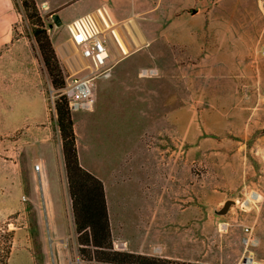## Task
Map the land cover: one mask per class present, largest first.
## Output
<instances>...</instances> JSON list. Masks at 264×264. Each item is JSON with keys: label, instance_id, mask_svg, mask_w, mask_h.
Masks as SVG:
<instances>
[{"label": "rangeland", "instance_id": "rangeland-1", "mask_svg": "<svg viewBox=\"0 0 264 264\" xmlns=\"http://www.w3.org/2000/svg\"><path fill=\"white\" fill-rule=\"evenodd\" d=\"M34 1L68 75L75 50L63 15L73 7ZM205 2L198 15L188 9L175 18L170 32L144 34L147 44L116 54L109 47L111 75L95 79L91 110L70 113L83 160L105 182L112 240L126 244L118 251L264 264V0ZM27 14L21 0H0V184L7 166L11 185L20 174L22 188L19 209L0 216V254L4 232L12 231L7 264H102L78 252L69 199L65 237L55 241L40 194L30 188L28 162L32 170L37 165L22 146L40 116L56 138L52 101L59 90ZM142 68L157 74L141 77ZM7 146L20 154L2 152ZM226 200L234 203L219 214ZM2 205L0 197V214Z\"/></svg>", "mask_w": 264, "mask_h": 264}, {"label": "crops", "instance_id": "crops-1", "mask_svg": "<svg viewBox=\"0 0 264 264\" xmlns=\"http://www.w3.org/2000/svg\"><path fill=\"white\" fill-rule=\"evenodd\" d=\"M4 1V0H3ZM67 1L68 7H73L71 13L68 11L64 13L63 17L72 20L86 14L100 13L103 17L106 26L104 27L109 47L114 48L116 54L119 50L126 52V48L139 47L141 44H147L149 39L144 35L150 32H170L175 27L178 16L181 17L188 14L189 9L191 16L198 15L201 6L206 4V0H64ZM203 5H200L202 4ZM56 9L60 7L59 3L55 4ZM75 6H78L77 8ZM64 9V8H63ZM62 9L58 11L61 12ZM179 14V15H178ZM162 17L159 23L154 22V19ZM67 23V24H68ZM153 23H156L153 25ZM157 29H156V28ZM159 27V28H158ZM124 36V37H122ZM117 47V48H115ZM55 53L57 54V50ZM58 57V56H57ZM115 55L111 56L114 58ZM40 97L41 95L38 94ZM42 98V96H41ZM43 99V98H42ZM44 101V100H43ZM73 119V118H72ZM39 125L32 131L33 138L30 143L24 144L22 150L25 158L28 161L34 160L37 169L32 170V165L28 162L27 175L30 180V188L35 193L36 190L40 194L43 218L48 223L53 235L54 240H62L65 233L62 230L63 219H67L65 208L70 213L71 226L75 233L73 222V215L71 210V202L66 205L63 200L67 197L70 201L67 180L64 172V161L61 147V139L57 127L56 138L52 136V131L44 122V117L40 116L37 119ZM74 123V121H73ZM75 125V124H74ZM57 126V125H56ZM75 131V127H74ZM75 134L77 135L76 131ZM77 138V137H76ZM76 147L78 158L81 166L88 170L90 173L99 178L104 187V194L106 199L108 219L110 224V211L107 200V190L105 182L101 175L97 173L91 166L90 161H84L80 152L79 144L76 139ZM2 152L7 155L20 154V147L17 150H10L7 146ZM15 157V156H14ZM10 161L9 159L6 160ZM60 162V163H59ZM59 164L64 172L65 179H60ZM99 166V165H98ZM101 168V166H99ZM99 167L97 169H99ZM103 168V167H102ZM101 168V169H102ZM105 171V168L102 171ZM8 167L2 168L1 184H0V197L3 201L4 211L0 216L8 217L19 209L18 203L21 197V175L18 176V185L16 187L11 184V176L8 172ZM37 183V184H36ZM11 185V186H10ZM37 187V188H36ZM25 189V188H24ZM30 190V191H31ZM25 198V195H24ZM63 203V204H62ZM112 235V233H111ZM77 241V239H76ZM124 242V241H123ZM78 245V243H77ZM56 248L59 255H62L63 248L57 244Z\"/></svg>", "mask_w": 264, "mask_h": 264}, {"label": "trees", "instance_id": "trees-1", "mask_svg": "<svg viewBox=\"0 0 264 264\" xmlns=\"http://www.w3.org/2000/svg\"><path fill=\"white\" fill-rule=\"evenodd\" d=\"M21 5L27 11V16L33 25L31 31L37 41L50 83L54 89L60 90L64 85V76L55 49L38 16L36 3L34 0H21ZM54 108L61 139L78 252L86 254L89 261L102 264H205L113 249L103 183L83 168L79 162L74 123L64 96H57ZM12 237V231L3 234L4 244L0 254V264H7Z\"/></svg>", "mask_w": 264, "mask_h": 264}, {"label": "built area", "instance_id": "built-area-1", "mask_svg": "<svg viewBox=\"0 0 264 264\" xmlns=\"http://www.w3.org/2000/svg\"><path fill=\"white\" fill-rule=\"evenodd\" d=\"M106 23L100 13H86L66 25L75 52L70 57V72L64 75V85L58 95L67 100L70 112L91 110L95 79L111 75V54L105 32ZM157 74L153 68H142L139 76ZM52 110L55 111L52 101ZM125 242H113V249L123 250Z\"/></svg>", "mask_w": 264, "mask_h": 264}, {"label": "water", "instance_id": "water-1", "mask_svg": "<svg viewBox=\"0 0 264 264\" xmlns=\"http://www.w3.org/2000/svg\"><path fill=\"white\" fill-rule=\"evenodd\" d=\"M53 20L55 22V24H59L60 23V19L58 18L57 15H54L53 16ZM234 203V201L232 200H226L224 203H223V206L220 208V210L218 211L219 214H222L224 212H226L227 208L229 207L230 204ZM245 263V262H244Z\"/></svg>", "mask_w": 264, "mask_h": 264}]
</instances>
